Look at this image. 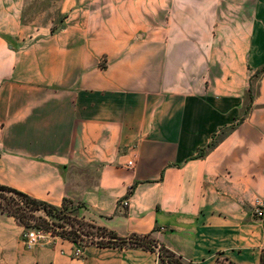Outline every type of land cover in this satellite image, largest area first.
<instances>
[{"label": "crops", "instance_id": "1", "mask_svg": "<svg viewBox=\"0 0 264 264\" xmlns=\"http://www.w3.org/2000/svg\"><path fill=\"white\" fill-rule=\"evenodd\" d=\"M26 1L0 0V184L186 264H259L264 0H58L56 27ZM24 228L0 210V264H162Z\"/></svg>", "mask_w": 264, "mask_h": 264}, {"label": "trees", "instance_id": "2", "mask_svg": "<svg viewBox=\"0 0 264 264\" xmlns=\"http://www.w3.org/2000/svg\"><path fill=\"white\" fill-rule=\"evenodd\" d=\"M67 201L64 199L61 206H54L45 201L33 198L28 194L12 188L7 185L0 184V210L9 215H12L18 223L26 227L28 225V219L32 217H41L37 215V211L43 210L47 213V210H53L62 212L64 207V203ZM71 202L70 200H68ZM80 204V203H79ZM83 205H79L81 207ZM69 217V216H68ZM75 222L80 221V225H86L89 228L94 229V231L90 230H80L78 227H74L71 225L70 229H63L57 235L61 237H65L71 239L74 242H81L83 245H88L91 243L100 245V246H123L126 243H130L131 245L141 246L146 249L155 250L158 243L152 237L150 233L144 235H131L129 237H120L114 231L108 230L105 227L95 225L90 221H86L79 219L77 216L70 217ZM86 236V238L84 237ZM95 237H98L96 239ZM158 256L160 262L162 264H186L182 261V259L176 255L174 252L170 251L163 245H159L157 248ZM214 264H233L226 259L219 260ZM259 264H264V250L260 255Z\"/></svg>", "mask_w": 264, "mask_h": 264}, {"label": "rangeland", "instance_id": "3", "mask_svg": "<svg viewBox=\"0 0 264 264\" xmlns=\"http://www.w3.org/2000/svg\"><path fill=\"white\" fill-rule=\"evenodd\" d=\"M57 2L58 0H27L22 17L23 21L32 25H45L54 22L53 26H58L62 20V14L59 12ZM79 205V203L67 200L64 203L65 208L62 212L47 210V213H45V211L39 210L37 215L41 214V217L35 216L28 219V225L24 228V232L34 230L41 235H57L63 229H70L71 225L83 231H94L86 225H80V221L75 222L70 218L77 216L82 219ZM84 237L86 238V236ZM95 238L98 239V237Z\"/></svg>", "mask_w": 264, "mask_h": 264}, {"label": "built area", "instance_id": "4", "mask_svg": "<svg viewBox=\"0 0 264 264\" xmlns=\"http://www.w3.org/2000/svg\"><path fill=\"white\" fill-rule=\"evenodd\" d=\"M120 205L122 206H127L128 205V200H122L120 201ZM264 211V205L259 201L256 200L255 205H254V213L258 216H261L263 214ZM42 235L37 233L34 230H28L26 232H24L23 237H22V242L24 244L25 247L27 248H31L33 247L39 240V238ZM84 245L81 242H76V247L73 250V256L74 257H80L82 255V247ZM159 247V245H157L156 249ZM219 260H223V257H220Z\"/></svg>", "mask_w": 264, "mask_h": 264}]
</instances>
